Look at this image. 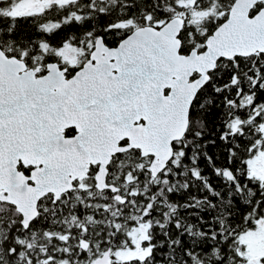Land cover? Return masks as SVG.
Here are the masks:
<instances>
[{"label":"snow or ice","instance_id":"snow-or-ice-1","mask_svg":"<svg viewBox=\"0 0 264 264\" xmlns=\"http://www.w3.org/2000/svg\"><path fill=\"white\" fill-rule=\"evenodd\" d=\"M0 264H264V0H0Z\"/></svg>","mask_w":264,"mask_h":264}]
</instances>
